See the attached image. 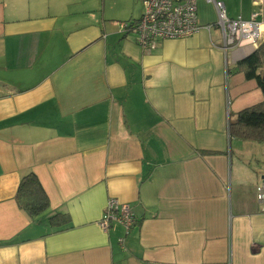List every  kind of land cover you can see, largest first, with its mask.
Here are the masks:
<instances>
[{
  "label": "crops",
  "instance_id": "1",
  "mask_svg": "<svg viewBox=\"0 0 264 264\" xmlns=\"http://www.w3.org/2000/svg\"><path fill=\"white\" fill-rule=\"evenodd\" d=\"M219 1L232 18L258 9ZM93 2L0 0V264H264V141L227 131L264 99L229 73L249 51L225 53L214 27L145 51L118 25L142 11L109 20ZM197 8L215 22L213 4ZM257 20L264 31V2ZM30 171L49 199L34 220L15 200ZM112 197L135 217L127 231L99 225Z\"/></svg>",
  "mask_w": 264,
  "mask_h": 264
},
{
  "label": "built area",
  "instance_id": "2",
  "mask_svg": "<svg viewBox=\"0 0 264 264\" xmlns=\"http://www.w3.org/2000/svg\"><path fill=\"white\" fill-rule=\"evenodd\" d=\"M198 1L200 0H141L143 10L140 17L132 22H118V25L121 31H133L137 44L145 51L155 48L160 40L191 36L202 28L207 31L213 27L219 30V47L225 53L233 49L250 53L264 39V31L257 20L264 1L251 0L258 9L252 11L249 19H243L240 16L229 17L222 1L203 0L213 4L216 11L215 22L204 25L198 21ZM256 200L264 211V181L256 187ZM113 221L121 223L127 231L136 220L127 203L112 197L107 200L99 225L107 230ZM119 242H122L121 238Z\"/></svg>",
  "mask_w": 264,
  "mask_h": 264
},
{
  "label": "trees",
  "instance_id": "3",
  "mask_svg": "<svg viewBox=\"0 0 264 264\" xmlns=\"http://www.w3.org/2000/svg\"><path fill=\"white\" fill-rule=\"evenodd\" d=\"M241 71L246 79L255 80L264 96V41L256 49L240 59L230 72ZM227 131L230 136L243 140L264 141V99L234 114L228 120ZM15 200L30 219L34 220L49 208V199L38 177L32 171L19 180ZM47 222L54 230L68 224V215L55 211L47 216Z\"/></svg>",
  "mask_w": 264,
  "mask_h": 264
},
{
  "label": "rangeland",
  "instance_id": "4",
  "mask_svg": "<svg viewBox=\"0 0 264 264\" xmlns=\"http://www.w3.org/2000/svg\"><path fill=\"white\" fill-rule=\"evenodd\" d=\"M107 6L104 9V11H102V13L104 14V16H106L105 18L112 20V19H121L120 16H118L119 14H122L118 11L119 10V5H124V6H128L129 10L132 11V15L134 16H139V14L141 13V11L143 10L142 4L140 2H137L136 0H106ZM93 5L95 6H99V14L101 12V7H102V0H94ZM118 7V8H117ZM130 13V12H129Z\"/></svg>",
  "mask_w": 264,
  "mask_h": 264
}]
</instances>
